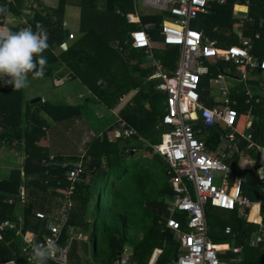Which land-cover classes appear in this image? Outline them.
<instances>
[{"label":"trees","instance_id":"16d2710c","mask_svg":"<svg viewBox=\"0 0 264 264\" xmlns=\"http://www.w3.org/2000/svg\"><path fill=\"white\" fill-rule=\"evenodd\" d=\"M16 1L19 4L21 0ZM103 1L101 7L100 0H59L57 9L48 8L34 14L30 26L35 31L39 22L49 34L50 47L44 53L47 57L44 77L66 73L70 80H79L96 103L105 106L108 112L117 110V114L109 115L107 121L111 125L101 130L100 134L92 135L90 131L91 137L87 142L76 135L73 128L74 133L63 137L58 135L59 139L53 141L50 147H46L41 142L47 140L53 126L50 127L51 122L42 113L58 127L59 123L70 122L74 118L79 120L82 116L80 106L65 100L51 102L42 98L38 104H32L31 99H25L24 89L15 91L13 86L5 85L0 80V141L4 145L21 146L26 155L25 180H22V172L15 169L8 180L0 181V222H17L16 206L9 205L5 200L15 199L19 195L20 187L25 183L29 185L30 198L29 205L24 210L26 225H29L36 207L50 213L59 206L62 197L65 199L69 212L58 244L70 242L67 245L71 263L90 264L88 261L81 263L80 260L88 253L86 242L92 240L94 245L92 243L90 251H93L94 258L100 260L101 264H114L125 248L129 252L130 264H149L157 249L161 250V254L156 264H169L182 255L181 235L180 232L167 228L166 222L161 223L162 216L167 213L166 200L173 196V190L166 160L153 154L154 146L161 143L163 134L169 131V128L172 129L163 122L165 96L156 88L158 81L147 80L152 71L142 67L145 63L143 52L131 47V33L136 27L127 22L126 15L133 13L130 11L135 8L134 0ZM0 3L4 5V13L9 8L17 13L14 5L5 6V0H0ZM70 3L77 4L81 9L82 35L66 49H62L56 57L53 51L61 48L65 42L64 7ZM236 11L247 13L255 22L249 24L242 34L232 28ZM141 19L144 24L154 22L157 25L152 36L154 41H160L163 17L145 16ZM200 19L205 35L219 39L220 51H225L226 46L243 45L239 39L241 35L254 37L260 34V39L252 43V55L258 61L264 56V0H250L249 4H246L245 0H230L223 6L213 4L210 13ZM215 28L218 32L214 31ZM157 57L163 60L169 70H174L180 58V50L177 47L164 46L158 49ZM221 63L220 70L230 66L228 62ZM220 70H214L215 74H219ZM29 77L32 78L31 75ZM234 93L231 98H236L238 103L233 106L234 111L240 113L241 107L258 117L252 124L251 135L255 142L264 144V96H255L258 103L253 97L245 104V91L238 90ZM210 100L213 102V98ZM121 102L124 104L118 110ZM121 122L125 124L123 130L119 127ZM110 133H115V139L109 138ZM74 142L78 143V146L70 147ZM83 143L85 144L81 153L80 146ZM248 145L249 142L246 146ZM207 146L212 148L214 144L207 140ZM253 149L256 148L252 147ZM64 154L68 156L65 157ZM51 155L60 164L67 162V167L57 168L46 164L45 161H48ZM262 162L263 159L258 157L257 167H260ZM77 164L82 165V172L75 182L71 183L67 180V173ZM234 170L243 181L244 198L258 203L262 185L256 171H240L236 168ZM101 180H104L105 184L96 191V184ZM72 186L73 192L69 194L68 189ZM58 189H63L64 193L59 194ZM98 196V208H94L92 203ZM103 197L107 198L106 201L113 208L120 207L118 223L116 217L108 216L100 207ZM261 210L264 214V207ZM244 211L249 213V209ZM89 213L91 221H88ZM257 214L258 206L252 209L250 220L258 222ZM206 217L215 249L229 245L231 236L235 234L236 245L243 247L242 253L236 254L243 259L239 264H264V243L257 247L250 246L251 234L257 231L259 226L247 222V219L240 215L238 208L227 211L209 204L206 206ZM176 218L185 229L186 217L178 215ZM135 223L138 231L133 236L129 235L127 230ZM118 224L124 229L121 230ZM74 226L83 228L81 242L70 241L69 231ZM228 227L231 228V233H226ZM17 230L18 227L2 234L0 264H30L21 252L22 240ZM86 231L87 235L89 234L88 239H84ZM139 234H142V238H138ZM99 240L102 244L107 242L108 246H99ZM236 255L229 253L228 256ZM47 264L52 263L47 261Z\"/></svg>","mask_w":264,"mask_h":264},{"label":"built area","instance_id":"2783aa9c","mask_svg":"<svg viewBox=\"0 0 264 264\" xmlns=\"http://www.w3.org/2000/svg\"><path fill=\"white\" fill-rule=\"evenodd\" d=\"M228 0H142V6L150 10V14L167 13L164 22L160 25L162 43L165 46L181 47L178 66L169 74L165 73L160 60L153 54L155 41L152 32L157 26L154 22L143 24L138 13H128L126 20L129 24H136L137 28L131 33L132 48L143 50L146 58L152 61L155 72L151 74L148 81H159L157 90L165 92L166 114L163 122L166 126L172 127L171 131L163 134L162 142L154 146V153L162 156L168 163L169 172L172 173L170 184L174 191L168 211L171 214L181 213L187 215V231H182L181 222L174 218H169L166 226L174 231L181 232L180 240L183 254L174 260L172 264H229L220 258L224 252L215 249L209 237L208 224L206 219V206L212 204L215 207L233 211L251 209L254 204L242 195L243 181L238 179L234 185L230 183L232 173L230 167L225 164L222 157L225 155L222 150L215 154L207 151L205 143L200 140L193 128L194 121H200L207 128L218 126L224 121L228 127L233 129L237 121L238 114L230 106L226 108H205L201 102V83L203 77L210 75L206 59L216 61L226 58L232 62L242 73L247 70L260 69L264 71V56L260 61L254 59L252 55L253 40L244 39L243 45H231L225 53L210 42L202 31L191 29L192 21L197 20L200 15L207 14L211 2L225 4ZM134 7L138 5L134 0ZM243 17L242 19H246ZM75 35L70 32L69 41L74 40ZM68 43H63L61 49H66ZM117 46L119 44L117 43ZM121 51V47L119 46ZM149 60V61H150ZM225 73H220L217 78L210 81L216 86L225 83ZM210 78V77H209ZM226 96V88L221 90ZM226 103L229 104L228 99ZM200 112V116L198 114ZM123 122L119 127L123 130ZM226 139L234 140V136H227ZM250 150L254 147L252 135L247 137ZM66 167V165H65ZM82 172V165L77 164L69 172V181L75 182ZM219 179L217 183L216 180ZM186 181L194 185V198L189 193ZM262 185V195L258 201L259 207H264V178L260 179ZM69 194L73 192V186L69 189ZM24 189L21 196L24 198ZM242 216L248 218L244 211ZM37 219H44L41 213L36 215ZM259 229L254 232L250 241L252 247H257L264 243V214L259 215V221L255 222ZM14 228L12 222H5L0 225V230ZM49 235L42 240L35 239L33 233L23 232L25 246L22 254L29 260L32 255V243H46L53 240L56 243L61 234V228L53 222L48 223ZM226 233H231V228H226ZM27 238V239H26ZM243 247L229 249L232 254H241ZM161 254V250H156L149 264H156ZM154 259V260H153ZM55 264L69 263L66 250H60L55 258L51 259ZM129 252L124 250L123 254L115 264H130Z\"/></svg>","mask_w":264,"mask_h":264},{"label":"crops","instance_id":"0c3cea01","mask_svg":"<svg viewBox=\"0 0 264 264\" xmlns=\"http://www.w3.org/2000/svg\"><path fill=\"white\" fill-rule=\"evenodd\" d=\"M228 2H230V0H228L225 4H217V3L211 2L209 4L207 14L200 15L197 20H194V21L191 22V24L193 22H196V25L198 27L197 28H192V26L190 24V28L191 29H196V30L202 31L204 33V36L210 42L214 43V45L218 49L221 47V44L218 41L219 39L216 38V37L215 38H211L210 36H206L205 35V31H204L205 29L202 26V20L200 19V17H204V16L208 15L210 13V11H211V8H212L213 4L223 6V5H226ZM245 3L249 4L250 0H245ZM10 5H14L16 7L17 13L13 12L11 8H9L6 13H4L3 11H0V24H2V27L0 28V30L18 31L21 28L29 27L31 20L34 17V14L39 13L40 11L46 10L48 8L57 9L58 6H59V0H54V2L51 3V4L49 3V0H21L19 2V4L17 3L16 0H5V6H10ZM3 6H4L3 3H0V10H2ZM148 16H154V17L162 16L163 17L162 23H163L165 17L167 16V13H157V12H155V14H151V15H148ZM243 17H247V18L246 19H242ZM70 23L71 24H76L75 28L77 27V24L80 23V25H79L80 28L75 30L77 35L74 33V31H70L72 34L75 35L76 39L70 40V41L65 39L64 43H68V45L70 43H72L73 41H76L82 35V32H81V27H82L81 9L75 3H70L68 5L66 4L65 7H64V17H63L64 29ZM254 23H255L254 19L251 16H249L247 13L236 11L234 13V15H233L232 28L237 33L242 34L247 29V26L249 24H254ZM134 25L137 28V25L136 24H134ZM78 30H79V33H78ZM214 31L218 32V29L215 28ZM153 32L151 34H153ZM239 39H240V42H242L244 39H252L253 41H255L257 39H260V34H256L254 37L241 35ZM160 41L162 42V36H161ZM157 42L158 41H155V44H154V47H153L154 57L161 61L163 68H165V73L169 76V74L171 72H173V70H169L166 67V65L164 64L163 60L161 58L157 57L158 49L155 46ZM230 46H226L225 51H220V49H219V51L222 52V53H225L228 50V47H230ZM131 47H132V44H131ZM59 49H61V48H58L57 51ZM134 50H138V49H134ZM138 51H141L144 54L145 63L142 65V67L145 68V69H150L152 71L151 74H153L155 72V68L152 66V61L150 59H149L150 60L149 61L146 58L147 56L145 55L143 50H138ZM61 52H62V49H61ZM53 53H54V55L56 57H58V55L60 54V53L57 54L56 51H53ZM213 60L214 59H206L205 60V65L208 66L210 75L208 77H203L202 78V83H201V91H200L201 102L203 103V106L205 108H210V109H212V108L213 109H215V108H223L224 109L227 106H230L231 109L234 110L233 106H237L238 103H237V100H235L236 98H234V99L231 98V94L234 93V91L237 92L238 90H244L245 91V93H246L245 97L247 98L244 101L245 104H248L253 97H254L253 99H256V97H255L256 95L259 96V94H260L261 96H264V93H263V91H264V71H261L260 69H255L253 71L247 70V71H244L242 73L232 62L228 61L226 58L220 59L218 61H216V60L213 61ZM221 62H228L230 64V66L224 67V68H222L220 70L219 66H220V64H222ZM178 64H179V60L177 61L176 67L178 66ZM226 68H228V69H226ZM214 70H218V72L220 70V73L223 72V73L226 74L225 83L222 86L221 85L218 86L219 93H220L219 96L211 95L209 97V96H207L208 91H213L212 89H210V83H211L210 79L217 78V76L220 74V73L219 74H215ZM65 74L66 73H64L61 76L55 74L54 76H56V77H54V76H53L54 78L53 77H46V79H48V82H49L50 85L52 83L53 87L58 89L60 87L66 86L67 84H69V83H71L73 81V79L70 80V77H68V75H65ZM255 74H260V77L259 78L256 77V79H254V80L250 79V76L251 75H255ZM66 77H68V79L66 81H64V79ZM227 78L233 79L235 81V84L227 85V82H226ZM58 82H60V84H57ZM158 83H159V81H158ZM222 88H226L227 89L228 93H227L226 96L221 91ZM255 88H258L259 90H255ZM26 90H27V88L24 89L25 99L27 98ZM162 93H164V96H165V104L164 105H165V114H166V109H167L166 98H167V95H166L165 92H162ZM39 94H42V96L39 97V98H42L44 100L49 101L48 98L42 92L39 93ZM210 98H213V102L214 103L210 100ZM225 99L226 100L228 99L229 104L226 103ZM256 100H257V103H258L259 102L258 98ZM54 101H60V100H54ZM239 109H241L242 111L239 110ZM239 109L238 110H239L240 113H237L238 117H237V121L235 123V126H233V129L228 127L227 124L224 121H221L218 124V126H216L214 128H207V127H205L202 124V122L194 121L193 122V128H194V130L196 132L197 137L205 143L206 149H207L208 152H210L212 154H215V155L220 150H222L224 152L225 155L222 157V160H223V162L225 164H227L226 162L233 163L234 159H230L229 158V149L231 147L230 146L226 147V145H224L223 142L224 141H230L231 142V141H234L236 138H238L239 142L242 143V146H239V143L235 145V154H240L241 157L242 156H250V162H251L249 164V167H246L245 165L244 166L242 165V166H239L240 168L238 170H240V171H253V172L256 171L257 175L260 177V179H262V178H264V144H259V143L255 142L253 140L254 138L252 137V142L254 144V148H256V149L255 150L254 149L253 150L252 149L249 150L247 148V146H246L247 143H248L247 137L249 135H251L252 124L255 121V119H257L258 117H255V115L251 111H248L245 108L243 109V108L239 107ZM198 114L200 116V112H198ZM42 115H44V113H42ZM48 121L51 122L50 123V127L54 126V122H52L50 120H48ZM75 127H77V126H75ZM205 130H208L209 132L211 131L212 133L204 132ZM169 131H171V128H169ZM169 131H167V132H169ZM0 132H1V130H0ZM224 133L227 136H234V140L226 139V136L224 135ZM49 135L50 134L48 133V136ZM55 137H58V135L55 136ZM50 138H51V136H50ZM50 138L49 137L47 138L46 144H43V146H46V147L49 146L50 147L52 145V143H51L52 141L50 140ZM207 140H211L212 143L214 144V147L209 148L207 146ZM48 141H51V142H48ZM241 147H244V149H241ZM1 150H3V151H1ZM253 151H256V152H253ZM0 152H1V154L3 156L6 155V153H12V156H14V158L16 159V164H19L17 167L10 166V167H7L5 169L2 168V170H5L7 172L6 173L2 172L0 174V181L8 180L10 178V176H11L12 171L15 170V169H19L22 172L21 173L22 180H25V173H24V166L25 165H24V161H25V156L26 155H25L24 149L21 146L15 145V144H5L4 145L0 141ZM64 156L66 157L68 155L64 154ZM232 156H234V154ZM257 156L261 157L263 159V162L261 163L260 167L259 166L257 167V161H258V157ZM45 163L48 164V165L49 164L50 165H54L57 168L59 166H62L63 168H65V165H66V167L68 165L67 162H64V163H61V164L56 162L55 161V157H53V155H51L49 157V160L45 161ZM227 165L230 167V169L232 171V173L230 175V183H231V185H234V183L238 179H240V177H239L240 175L237 172H235L234 167L231 164L230 165L227 164ZM72 169L73 168H71L70 170H72ZM70 170L67 173V180L68 181H69L68 177H69ZM170 174L172 175L171 172H170ZM216 182L218 183L219 179H217ZM185 183H186V186H187V188L189 190V193L194 198V185H193V183L190 182V181H186ZM28 186L29 185L23 183L22 186L20 187L19 195L16 196L15 199L9 198V199L5 200V202L7 201V203L9 205L16 206L15 207L16 208V212L15 213H16V217H17V222L14 223V222H12L10 220H6V221H3V222H0V225L5 223V222H12L14 224V228L18 227L17 234L21 235V240H22L21 241V252H22L23 247L25 246V241H24L23 235H22L23 232L29 231V232L34 234L35 239L42 240L45 236H48L50 234L49 230H48V223L50 221V222H53L54 224L58 225L61 228V233H62L63 227H64V225L66 223L67 213L69 212V210H67L65 199L62 197L60 199L61 202H59V206L53 212L48 213V212L42 211V210H40V208L36 207L33 210V217L31 218L29 225H26L25 220H24V210L27 209V207L29 205V201H30ZM22 189H24V191H25L24 198H22V196H21V190ZM66 189H68V188H66ZM57 192L58 193L60 192L59 194H63L64 193L63 189L62 190L58 189ZM261 195H262V190H261ZM261 195H260V197H261ZM67 198H68V196H67ZM172 199H174V191H173V196L170 197V199L168 198L166 200V204H167V211L166 212L167 213H166V215L162 216L161 223H162V221L163 222H167V220L169 218H171V217L177 220L176 217H178V215L181 216V217H186L185 218V220H186V228L183 229V227H182V229H183L182 231H187L188 230V228H187V215L181 214V213L171 214L168 211V207L170 206V203H171ZM253 204L255 205L257 203H253ZM205 211H206V209H205ZM239 211H240V215H241V213H243L244 210H242V211L239 210ZM38 213L43 214L45 216V218L44 219H40V220L37 219L36 215ZM244 213H245V211H244ZM260 214H263V213H262L261 207L258 206V214H257L258 217H259ZM251 215H252V208L249 209L248 218H246L247 222H249V223H253V221L250 220ZM206 219H207V217H206ZM88 221H91V214L90 213L88 215ZM207 224H208V221H207ZM14 228H5L4 230H0V239H1L2 234L5 231H7L9 229H14ZM82 229L83 228L75 227V226L71 227L70 231H69V233H70V241L74 240V241H77V242H81L82 241V236H83V235H81ZM170 230H172V229H170ZM208 230H209V237L211 239V235H210L211 229L209 227V224H208ZM172 231H174V230H172ZM176 232H178V231H176ZM136 233H137V231H136ZM133 234H135V233H133ZM253 234H254V232L251 234V239L253 238ZM86 235H87V231H86ZM180 235H181V232H180ZM60 237L61 236H59L57 238L56 244L59 246L60 250H66L67 260H68L69 263H71L69 261V259H68L69 246L67 245L70 242L67 241L68 243H66L64 245H59L58 243H59ZM231 237H232V240L234 241L233 242L234 244H232V245L229 244L227 246H221V248L219 250L224 251V252L220 256H221L222 260L227 261L229 264H239V263H241L243 261L242 256L241 257L238 256L239 254L236 255L235 257L228 256L229 253H231L229 251V249L234 248V247H240V246H237L236 243H235L237 235L233 234ZM138 238H142V234H139ZM251 239H250V241H251ZM88 242L90 243V245H92V243H93L92 240H89ZM88 242H86V243H88ZM180 242H181V240H180ZM93 245H94V243H93ZM101 246L102 247H106V244L104 246L102 244ZM157 250H159V249H157ZM180 251H182V254H183L182 244H181V250ZM174 260L171 261L169 264H172L174 262ZM48 261L50 263H52V264H55V262L52 261L51 259H49ZM28 262L30 263V260H28ZM31 264H35V262L34 261L31 262ZM73 264H75V263H73Z\"/></svg>","mask_w":264,"mask_h":264},{"label":"rangeland","instance_id":"374dc122","mask_svg":"<svg viewBox=\"0 0 264 264\" xmlns=\"http://www.w3.org/2000/svg\"><path fill=\"white\" fill-rule=\"evenodd\" d=\"M54 0H49V3H53ZM100 6L103 7V0H100ZM136 3L138 5V9L136 10L135 8L133 9V13H138L140 17H145L150 14V10L144 8L142 6V0H136ZM76 24H68L67 27L65 28V30H69V31H74V33L77 35L76 33V29H79V24H77V27L75 28ZM192 28H197L198 26L196 25V22H193L191 24ZM79 33V30H78ZM78 37V36H77ZM76 39V37H75ZM156 48L157 49H161L164 47V45L162 44L161 41H158L156 43ZM179 48V50H181V47H177ZM57 54L61 53V49H59L58 51L55 50ZM214 61V60H213ZM228 69V68H226ZM56 77V76H54ZM53 77V78H54ZM260 77V74H255V75H251L250 79L254 80ZM68 79V77H66L64 79V81H66ZM29 87L26 90V95H27V99H31L34 100L36 98H39L42 96V94L39 93H43L49 101H54V100H60V101H70L72 104L74 105H79L81 108V112H82V116L80 117V119H72V121L70 122H63V123H59L56 127L55 125L53 126V128L51 129V131L49 132V138L52 141H48L53 143V141L58 140L57 135H62V137L64 135L70 134V133H74L73 130L75 129L76 131V135L80 136L81 138H84V142H87L89 140V134L90 131H92V135H98L101 133V130L105 129L106 126L111 125L107 120L110 117L109 115H113V114H117V110L116 111H112V113L108 110L105 106L98 104L94 101V99L92 98V95H90V93L88 92L87 88L84 87V85L79 81V80H73L71 83L67 84L66 86L60 87L58 89L53 87V84L51 83V85L48 82V79H46V77H41V78H37V79H32L29 77ZM227 85H232L235 84V81L231 78H227ZM57 84H60V82H58ZM210 89H212L213 91H208L207 95L211 96V95H215V96H219V88L218 86L214 85V83H210ZM136 92H133V94H135ZM38 104V103H37ZM124 104V102H123ZM122 102L120 104V106L117 107L118 110H120V108L122 107ZM107 115V116H106ZM45 118H47V120H50L46 115H43ZM103 116L104 119H101ZM51 121V120H50ZM78 126V127H75ZM68 127V128H67ZM59 128V130H58ZM66 128V130H65ZM72 130H71V129ZM74 128V129H73ZM59 131V132H58ZM109 138L110 139H115V133H110L109 134ZM66 139V138H65ZM61 140V138H60ZM64 139H62L63 141ZM41 143L46 144V139L45 141L43 140ZM224 145L230 146L231 148L229 149V158L230 159H234L233 163L230 162H226L227 164H231L233 165L234 168L239 169V166H246L249 167L250 162V156H240V154H235V145L239 143V146H242V143L239 142V139L236 138L234 141H224L223 142ZM77 144V145H76ZM84 144L80 146L81 148V153L83 152L84 149ZM64 147V145H62ZM78 146V143L74 142L73 144L70 145V147H75ZM241 149H244V147H241ZM3 151V150H1ZM234 154V156H232ZM19 164H16V159L14 158V156H12V153H6V155H2L0 152V174L2 172L6 173L7 171L2 170V168H7V167H17ZM262 172V171H261ZM104 180L99 181L96 184V191L99 190L100 188H102L104 186ZM98 197L94 198V201L92 203L94 208H98ZM106 197H103V202L102 205L100 206L103 210H105L108 213V216H114L116 217V221L117 223L119 222V214L121 213L120 210H118L120 207L118 206L116 209L113 208L112 206L109 205V203L106 201ZM226 212V211H223ZM120 229L123 230L124 227L121 226L120 224H118ZM129 230L128 233L129 235L133 236V233L136 234V231H138V229L136 228V223L133 224V226H129ZM132 233V234H131ZM85 238H89V234L88 235H84V239ZM233 240H229V244H234ZM106 244V247L108 246V243H103V246ZM99 246L102 245V241L99 240L98 243ZM88 246V253L85 255L84 258H82L80 261L81 263H86L85 261H88V263L90 264H101V261L94 258V254L93 251L91 250V246L90 243H87ZM102 247V246H101ZM93 250V249H92Z\"/></svg>","mask_w":264,"mask_h":264},{"label":"clouds","instance_id":"9594fccd","mask_svg":"<svg viewBox=\"0 0 264 264\" xmlns=\"http://www.w3.org/2000/svg\"><path fill=\"white\" fill-rule=\"evenodd\" d=\"M49 47L48 31L39 22L35 31L31 26L18 31L0 30V80L5 85L13 86L15 91L28 88L30 75L32 79L45 75L47 57L44 53ZM31 247L30 264L33 261L35 264H47L60 251L53 240L46 243L33 242Z\"/></svg>","mask_w":264,"mask_h":264},{"label":"water","instance_id":"95a60500","mask_svg":"<svg viewBox=\"0 0 264 264\" xmlns=\"http://www.w3.org/2000/svg\"><path fill=\"white\" fill-rule=\"evenodd\" d=\"M64 36H65V39H66V40L69 39V31H68V30H65V32H64ZM40 101H41V98H36V99L32 100V104H34V103H38V102H40ZM153 260H154V259H153ZM175 260H177V258H176Z\"/></svg>","mask_w":264,"mask_h":264},{"label":"bare ground","instance_id":"6f19581e","mask_svg":"<svg viewBox=\"0 0 264 264\" xmlns=\"http://www.w3.org/2000/svg\"><path fill=\"white\" fill-rule=\"evenodd\" d=\"M256 206H258V204H255V205L252 207V209H253L254 207H256Z\"/></svg>","mask_w":264,"mask_h":264}]
</instances>
